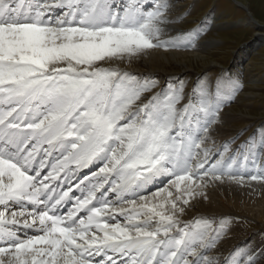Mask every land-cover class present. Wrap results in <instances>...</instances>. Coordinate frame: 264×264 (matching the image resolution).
<instances>
[{
  "label": "snow or ice",
  "instance_id": "snow-or-ice-1",
  "mask_svg": "<svg viewBox=\"0 0 264 264\" xmlns=\"http://www.w3.org/2000/svg\"><path fill=\"white\" fill-rule=\"evenodd\" d=\"M169 10L168 0H0V264H220L204 254L220 230L179 215L208 183L243 184L236 169L264 158V133L207 145L242 88L231 76L226 92L205 83L182 107L175 88L140 102L153 82L113 65L194 46L197 29L162 39L179 19ZM162 179L176 193L148 195ZM261 256L233 249L222 264Z\"/></svg>",
  "mask_w": 264,
  "mask_h": 264
},
{
  "label": "rangeland",
  "instance_id": "rangeland-1",
  "mask_svg": "<svg viewBox=\"0 0 264 264\" xmlns=\"http://www.w3.org/2000/svg\"><path fill=\"white\" fill-rule=\"evenodd\" d=\"M194 1L192 3L187 0H177L176 5L178 7L176 8L177 10H172V15L173 18L179 17V19H174L172 23L175 22L174 24L180 26L179 28L183 30L182 32H186L187 30L194 29L205 17L210 18V14L217 19L213 22V29L207 30L209 29L208 23H205L206 31L203 30V34L200 35L201 37L195 38L197 40L193 42L197 45L200 41H205L204 43L209 41L210 46L206 47L207 49H201L200 47L188 49L191 52L195 50L193 53L207 56V63L190 62V66L199 73L198 75L188 76L182 75L179 72L177 73L178 75L174 76L173 73L164 79H161L160 75H156L154 79L147 75L144 79L151 80L154 86L143 95L145 97L147 95L150 96L153 92L158 91L159 93L163 89L164 91L173 88L179 89L182 93L179 105L181 106L190 100H194V94L198 95L201 86L207 82L210 85V92H215L217 81H219L221 91L226 92L228 86H226L225 78L231 76L240 81L242 88L231 97L230 102L223 103L219 108L216 115L217 118L214 120V126L223 128L224 131L221 130V133H218L220 135L219 138H221L220 142L217 139V142L214 140V144L208 146H221L224 142H230L228 146L235 149L242 142L248 140L249 137H254L258 141L261 134L264 133V0H237L246 7L252 19L242 9V5L239 6V3L237 5L232 0ZM161 50L168 51V49L163 50V48ZM176 50L187 51L183 48H177ZM193 78L195 80L189 81ZM250 90L253 91L252 94L249 93ZM218 119L221 120L219 121ZM220 151H223V147H220ZM245 179L249 180L247 177ZM166 185H168V182ZM230 211L228 212L237 218L235 222H230L228 219L230 217L214 218L213 216H207L205 218L209 220L213 228L220 229V233H223L222 235L224 233L226 235L228 229L227 223H231V225L233 224L232 226L240 225L241 230L250 239L255 237V239L261 240V236L264 237V227L257 220L253 217L252 219L247 213L246 215L245 213L239 214L241 212L239 210L233 211L231 209ZM238 241L240 242L241 240ZM222 242L226 246L229 245L221 238V240L215 242V246L212 248L219 247ZM208 253L205 252V254ZM214 257L218 262H223L226 258L230 259L229 256L220 254ZM255 264H264V256L257 259Z\"/></svg>",
  "mask_w": 264,
  "mask_h": 264
},
{
  "label": "bare ground",
  "instance_id": "bare-ground-1",
  "mask_svg": "<svg viewBox=\"0 0 264 264\" xmlns=\"http://www.w3.org/2000/svg\"><path fill=\"white\" fill-rule=\"evenodd\" d=\"M187 1H190L193 3V0H187ZM195 1H197V0H195ZM168 2L170 5V10H169L168 15L170 18H173V15H172L173 11L172 10L176 9L178 7L176 5L177 0H168ZM210 16H211L210 18L205 17L200 22V24H198L194 28V29L199 30V34L196 36V38L201 37L200 35L203 34V30H205V28H206L205 23H208L209 29H207V30L213 29V27H212L213 22L216 21L217 19L214 18V16H212V14H210ZM174 18H176V17H174ZM249 21H251V20H249ZM174 23H169V24L163 26L165 28V31L162 34V39H169L170 37H175L176 35L183 33L182 32L183 30H181V28H179L180 26H178L177 24H174ZM165 34H167V35H165ZM261 37L260 38L258 37V38L262 39ZM195 40H197V39H195ZM204 42L200 41L199 44H197V45L194 44V46H190L188 48H184V47L172 48V47H170V48H168V51H162L161 50L162 48H158V49H155L153 51H150L149 54L146 56H140L138 58H134L131 62L125 61L123 63H117L113 66H118L121 69L127 70L130 73L136 74L140 79H144L147 75L153 77V79H154V77H156V75H160V78L164 79L173 73H174L173 74L174 76L178 75L177 73H179V72L182 75L184 74V75H188V76L196 75V74L198 75L199 73H197L196 70L190 66V62L195 61V62L205 63L207 61L208 57L205 55H201L199 53H193L195 50L193 52H191L190 50L193 47H200L201 49H205L206 47L210 46L209 41L206 43H204ZM177 48H183L187 51L182 52V50L181 51L176 50ZM188 49H190V50H188ZM192 72H194L195 74ZM192 80H195V78L190 79L189 81H192ZM165 92H167V91H165ZM157 93H158V91H156L155 93L153 92L152 94H150V96L147 95L146 97L149 98L151 96L156 95ZM249 93L252 94L253 91L250 90ZM146 97H145V95H143V99L140 102L141 103L146 102V100H147ZM182 106L183 105H181V107ZM216 118L217 117H215V119ZM218 118H220V116H218ZM219 123H221V122H219ZM214 125H215V122H213L212 125L209 126L210 127V133H209V139L207 140V145L214 144L213 143L214 140H216L215 142H217V139L219 140V142L221 141V138H219L220 135L218 133H221V130H223V128L216 127ZM222 140H223V138H222ZM262 171H264V158L262 159L261 156H256V158L254 160H252L251 162H249L247 164H245L244 161L241 160L240 167L236 169V174L237 175H244V177L248 178L250 175L259 174ZM165 181H168V180L162 179L161 182H159L158 185L156 187L152 188L151 192H148L147 194L151 195L152 192L159 191L160 188H165V187L168 188L169 192L175 194L176 188L174 186L168 187V185H166L167 183L164 185L163 183ZM181 187H184L183 182H181ZM202 191H203L204 195L195 196L194 198L189 199V205L185 206L184 213L179 215V219L182 222H189L191 220H194L195 218H205L207 216H211V217L213 216L214 218L230 217V218H228L229 221L235 222V220H237V218L228 212L231 209H233V211H236V210L241 211L239 214L245 213V215H246V213H247V215L251 216V218L253 217L255 220H257L259 222V224H261L264 227V182L250 181V180L244 179V183L240 184V183L231 182V181H228L225 179L223 182L216 181V182L208 183L206 188H204ZM162 195H166V193H164ZM226 212H228V213H226ZM200 213H204V214H200ZM236 214H238V213H236ZM245 215H243V216H245ZM227 225H228V229H227L226 235H225V233H224V235H222L223 233L221 234L220 232H219V235L221 238H223L225 240L226 244H229V245L226 246L222 242L221 245H219V247L217 246V248L208 249L206 252L210 251V253L209 254L204 253L205 255L215 256V255L220 254L223 256H226V255L229 256V253L233 249H260V248H264V237L263 236H261V240H258V238L255 239V237H252V239H250V237H248V235L241 230L240 225L232 226L233 224L231 225V223H227ZM221 238H219L217 241L221 240ZM226 239H227V241H226ZM238 240H241V241L239 242ZM219 248H220V250H218ZM220 264H222V263H220Z\"/></svg>",
  "mask_w": 264,
  "mask_h": 264
},
{
  "label": "water",
  "instance_id": "water-1",
  "mask_svg": "<svg viewBox=\"0 0 264 264\" xmlns=\"http://www.w3.org/2000/svg\"><path fill=\"white\" fill-rule=\"evenodd\" d=\"M244 9L246 10V8L244 7Z\"/></svg>",
  "mask_w": 264,
  "mask_h": 264
}]
</instances>
